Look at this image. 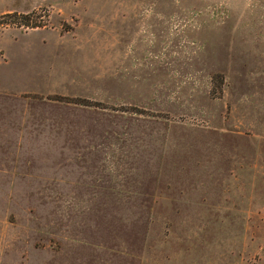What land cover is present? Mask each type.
<instances>
[{
    "label": "rangeland",
    "instance_id": "1",
    "mask_svg": "<svg viewBox=\"0 0 264 264\" xmlns=\"http://www.w3.org/2000/svg\"><path fill=\"white\" fill-rule=\"evenodd\" d=\"M0 264H264V0H0Z\"/></svg>",
    "mask_w": 264,
    "mask_h": 264
},
{
    "label": "crops",
    "instance_id": "2",
    "mask_svg": "<svg viewBox=\"0 0 264 264\" xmlns=\"http://www.w3.org/2000/svg\"><path fill=\"white\" fill-rule=\"evenodd\" d=\"M8 132V131H7ZM15 144L14 143H12V146H14ZM21 146V144H19L18 143V148ZM23 148V147H22ZM30 160H32V159H30ZM27 161V162H26ZM26 161H22V163H23V165L24 166H26V167H28L31 163H34V161L32 160L31 162H29L27 159H26ZM33 165V164H32Z\"/></svg>",
    "mask_w": 264,
    "mask_h": 264
}]
</instances>
